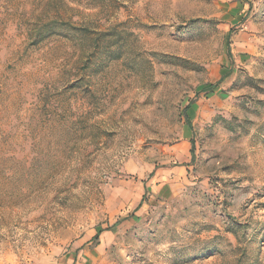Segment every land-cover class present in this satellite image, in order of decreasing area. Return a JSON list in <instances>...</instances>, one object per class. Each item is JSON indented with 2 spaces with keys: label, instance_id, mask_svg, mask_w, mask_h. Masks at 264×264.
<instances>
[{
  "label": "rangeland",
  "instance_id": "obj_1",
  "mask_svg": "<svg viewBox=\"0 0 264 264\" xmlns=\"http://www.w3.org/2000/svg\"><path fill=\"white\" fill-rule=\"evenodd\" d=\"M0 264H264V0H0Z\"/></svg>",
  "mask_w": 264,
  "mask_h": 264
},
{
  "label": "trees",
  "instance_id": "obj_2",
  "mask_svg": "<svg viewBox=\"0 0 264 264\" xmlns=\"http://www.w3.org/2000/svg\"><path fill=\"white\" fill-rule=\"evenodd\" d=\"M61 29H66L67 31H70L74 34H76L77 36H82V37H86L87 40H89L90 45L92 46V51L91 54L101 51L104 45H107V43H111L109 44V47H112L113 45H115L117 42H115V37L113 34H109V32H93L89 29L86 28H81V27H74V26H68L67 28H64L62 26H58L57 23H49V24H45L44 26H42L38 32H37V41L40 43L42 41H44L45 39L49 38L52 35L55 34H59L57 31L61 30ZM37 42V43H38ZM120 57V54H118L116 56V58ZM188 107L185 110V115L188 111ZM191 153H192V157L194 160V142L192 140V149H191ZM98 237V235L96 236Z\"/></svg>",
  "mask_w": 264,
  "mask_h": 264
},
{
  "label": "crops",
  "instance_id": "obj_3",
  "mask_svg": "<svg viewBox=\"0 0 264 264\" xmlns=\"http://www.w3.org/2000/svg\"><path fill=\"white\" fill-rule=\"evenodd\" d=\"M74 261H75V260L73 259V263H74Z\"/></svg>",
  "mask_w": 264,
  "mask_h": 264
}]
</instances>
